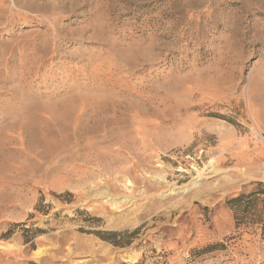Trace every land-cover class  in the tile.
I'll use <instances>...</instances> for the list:
<instances>
[{"label":"rangeland","instance_id":"obj_1","mask_svg":"<svg viewBox=\"0 0 264 264\" xmlns=\"http://www.w3.org/2000/svg\"><path fill=\"white\" fill-rule=\"evenodd\" d=\"M53 131L126 133L107 146L124 166L54 182L74 138L50 153ZM263 138L264 0H0V264L264 259L227 203L262 188L264 160L235 162Z\"/></svg>","mask_w":264,"mask_h":264},{"label":"bare ground","instance_id":"obj_2","mask_svg":"<svg viewBox=\"0 0 264 264\" xmlns=\"http://www.w3.org/2000/svg\"><path fill=\"white\" fill-rule=\"evenodd\" d=\"M22 5L24 7H28V8L33 7L31 5V3L28 2V1H23ZM92 107H93V112H100V111L104 110L105 108H107L105 103H103V101L101 100V96L100 95H95L94 96V104H93ZM24 109H27L36 118V115H38L40 113V111H41V104L37 103L36 105L30 106V107H27V108H26V106H24ZM69 110H70L69 108H65L64 111L61 112V115L69 116V114H70ZM25 115H26V113L23 112V118L26 121L23 123V118H22L20 120V125H21L20 127H22V126L24 127L25 125H27L28 121L31 122V121L35 120L33 115H26V116ZM95 120L96 121H102V119H99V118H95ZM138 127H139V125H138ZM88 134L89 135L93 134V135L87 136ZM41 135L42 136L40 137L39 144H44L45 146H47L50 149V153L57 152V151L58 152L63 151V149H65V146L71 140V137L74 138V143L72 144L73 146L68 151L66 150L67 151L66 153L63 151L64 153L61 154L58 157V159L54 162V166L49 169V171L50 170L53 171V175H55V176H53L51 173H49V175L47 173L46 174L43 173L46 176L48 175L50 178L53 176L52 177L53 178L52 181H54L56 179V178L54 179V177H57V180L60 179L61 182H62V179H63V182L71 181L72 180V175L73 176L77 175L76 174V171H77L76 168L77 167H75V165L77 166V163L73 164V162H72L73 166L70 167V168H67V167H65L67 165L66 164L64 165L65 162H71V161L76 160L77 162L81 161V162L88 163L90 161L95 160L96 164H98L101 167L103 166L104 163L107 162L106 163V164H108L106 166L107 168L115 169V168H113V166L115 165V167H116V164H118L117 162H119V165H121L122 163L120 164V160H119L120 158L118 159V152H113V153L111 152L110 153V151H112L111 150L112 148L108 149L107 146H108V144H111V143H114L116 145L118 143V145L120 147L124 148L125 147V143H127V141H125V140L129 139V138L128 139L126 138L127 137V136H125V135H127L126 133H58L56 131H53L51 133H41ZM121 137L122 138L124 137V138L122 139ZM128 137H130V135H128ZM132 142H130V143H132ZM128 143H129V141H128ZM0 144H2V143L0 142ZM261 145L262 146H259V147L257 146L258 148H257V151L255 152V154L253 153L252 155H246L244 159L237 160L235 162V166H248V168H250L252 165L257 164L260 161H263L264 160V138L262 139V144ZM127 146L129 147L131 145L129 144ZM108 153L111 154V155L110 156L108 155V157H107L106 155ZM105 158H107L109 162ZM49 163L52 164L51 162H49ZM74 163H75V161H74ZM135 164H136V167H137V163H135ZM63 165H64L65 168H67L65 171H63L64 173H62V170H61ZM98 165H96L97 167H95V168L98 169L99 168ZM49 166H51V165H49ZM121 166H124V165H121ZM44 167L42 166V168H44ZM64 167H63V169H65ZM131 168H134V164L130 165L129 167H127V166L126 167H121V168L119 167L118 170L120 172L124 171V174H126V172H128V173L132 172ZM92 169H94V168H92ZM92 169H89V170H92ZM97 169H95V170H97ZM44 170H45L44 172L47 171L46 168ZM100 170L103 171L102 169H100ZM129 170H130V172H129ZM80 172L82 173V171H80ZM91 172H93V171H91ZM91 172L89 173L90 177H91ZM50 174L52 176H50ZM89 174H88V172H85V173H83V175H80V177H79V175H77V176L79 178H81L80 180H82V178H84L85 175H89ZM94 174L96 175L97 173H95V171H94ZM118 175H119V173H118ZM79 178H78V180H79ZM86 179H90V178H86ZM80 180H79V183H80ZM54 182H56V180ZM72 183H73V181H72ZM84 183H85V181H84ZM110 187H111V185H110ZM112 188H113V186H112ZM246 252L250 253V255H249L247 260H245L243 257H241L238 254V255L234 256V260L233 261L228 262L227 264H252V263H254V264H262V262L264 261V259H262L259 256H253V253H252L251 250H248Z\"/></svg>","mask_w":264,"mask_h":264},{"label":"trees","instance_id":"obj_3","mask_svg":"<svg viewBox=\"0 0 264 264\" xmlns=\"http://www.w3.org/2000/svg\"><path fill=\"white\" fill-rule=\"evenodd\" d=\"M258 188L249 193H241L228 200L229 207L235 212V216H240V219L247 217L248 214L255 216L254 221L260 223L262 234L264 236V183L258 182ZM257 204L261 206L258 208ZM116 244V242L114 243Z\"/></svg>","mask_w":264,"mask_h":264}]
</instances>
